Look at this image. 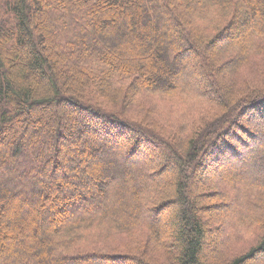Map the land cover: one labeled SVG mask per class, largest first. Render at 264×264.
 <instances>
[{"label":"trees","instance_id":"16d2710c","mask_svg":"<svg viewBox=\"0 0 264 264\" xmlns=\"http://www.w3.org/2000/svg\"><path fill=\"white\" fill-rule=\"evenodd\" d=\"M218 165L264 174V0H0V264H264Z\"/></svg>","mask_w":264,"mask_h":264},{"label":"rangeland","instance_id":"374dc122","mask_svg":"<svg viewBox=\"0 0 264 264\" xmlns=\"http://www.w3.org/2000/svg\"><path fill=\"white\" fill-rule=\"evenodd\" d=\"M239 29H241V24L240 25H237L236 27H234V31H237V30H239ZM229 39H230V36H228V37H225V38H223L220 42H219V44L218 45H223V44H225V43H227L228 41H229ZM180 63V62H179ZM181 65V64H180ZM187 72L186 73H184V75H185V77L186 76H188V75H190V76H192L193 78H195V77H199V75H198V72H197V70H196V67H195V62H193V61H191V68L189 69V70H186ZM250 84V83H249ZM203 85H205V84H203ZM100 103H102V105L103 106H106L103 102H100ZM157 103L158 104H164V103H166L165 101H163V100H158L157 101ZM108 107V106H107ZM109 109H111L110 107H109ZM116 109V108H115ZM126 110V114H125V116L127 117V118H129V119H131V120H133V121H135V122H137V123H139L137 120H136V114H135V112H133V110H127V109H125ZM128 112V113H127ZM166 134H168L167 132H166ZM62 144H64V142H62ZM65 145V144H64ZM65 147V146H64ZM153 156H156V153L155 152H151L150 154H149V156H148V158L147 159H145L144 160V163L147 165V167H151L152 165H159L160 163L157 161V162H153L152 161V159H153ZM147 160V161H146ZM151 160L152 162L151 163H148L149 161ZM116 165H117V162H116ZM254 165V164H253ZM253 168V166H248L247 167V165H245V166H232V167H230V166H223V165H218V167H216L215 169H213V170H209V175H210V173H214V172H218V171H220V173L222 174V173H224L226 176H229V175H231L232 173H235L237 176H238V178H242V179H247V180H253V182L254 181H256L257 180V182L259 181V182H261V181H263L264 180V174H261V170H258V175H256V176H254L253 175V171L251 170ZM256 168V167H255ZM65 169H67L68 170V167H66ZM231 173V174H230ZM216 174H219V173H216ZM212 175V174H211ZM263 175V176H262ZM60 176H56V178L58 179ZM205 177H206V175H205ZM205 177H203V176H198L197 177V179L196 180H194V182H193V184H192V188L194 189V190H196V189H198L200 192H202L203 190H204V188H206V186H208V184H207V179L205 178ZM214 177H216V175L214 176ZM208 178H211V176L210 177H208ZM254 178V179H253ZM207 193H203V195H206ZM207 196V195H206ZM204 198V197H203ZM212 202H215V203H208L207 201H203L201 204H200V206H201V209L199 210V212H200V216H202L203 217V219L204 220H207L208 222H209V226H210V230L212 231V230H215L216 229V225L213 223V221L211 220L212 218H211V213H213V208H212V205L214 206L215 204H217L218 202L217 201H212ZM224 204V202H222L221 201V206H224L223 205ZM209 209H210V211H209ZM225 209H227V208H224V209H222L221 211H223V210H225ZM235 211V210H234ZM164 217V215H160L159 217H152L153 218V221L154 222H158V225H159V223H161L162 221H163V218ZM213 234H211V237H210V241L212 240L213 242L211 243L214 247H215V243L217 244L218 242H223L224 243V241L225 240H227L226 238H225V234H224V232H219V233H215V232H212ZM231 244L229 245V246H227V248H228V250H227V253L229 252L230 254H236V253H238L240 250H242V248L241 249H239V250H236V249H234V247H233V245H234V243H232V241H229ZM212 245H211V247H208L207 248V256H208V258L209 257H211V256H213L214 255V251H213V247H212ZM236 250V251H235ZM264 260V259H263Z\"/></svg>","mask_w":264,"mask_h":264}]
</instances>
